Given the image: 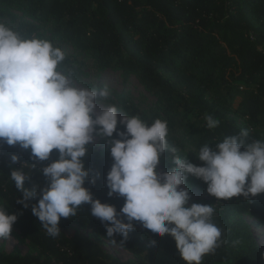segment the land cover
Masks as SVG:
<instances>
[{
	"label": "trees",
	"instance_id": "trees-1",
	"mask_svg": "<svg viewBox=\"0 0 264 264\" xmlns=\"http://www.w3.org/2000/svg\"><path fill=\"white\" fill-rule=\"evenodd\" d=\"M0 22L23 38L48 39L60 47L66 53L63 67L73 78L88 65L97 72H120L123 80L133 75L153 96L150 106H139L128 91L106 100L123 115L149 124L167 121V142L176 149L162 157L160 165L167 172L174 167L173 155H186L203 166L195 155L203 145L215 150L217 142L241 130L248 131L246 143L264 140V0H0ZM209 114L219 121L211 130L204 119ZM117 128L125 130L119 123ZM110 139L120 137L114 132ZM100 141L104 147L90 145L84 160L89 179L95 181L86 180L84 187L93 199L119 212L124 199L107 195L105 178L113 159L106 141ZM0 148L6 153L0 155V205L17 216L12 226L34 250L22 254L0 249V264H184L170 236L158 237L136 221L123 246V238L114 236L133 258L124 261L108 253L99 244L109 241L106 227L90 215L89 204H82L77 216L61 218V234L49 236L31 211L39 195L26 202L28 207L17 203L22 192L8 175L21 167L13 155L34 164L31 171L22 166L29 173L24 188L39 193L47 185L41 170L57 159V150L49 160L38 161L19 145L0 140ZM186 183L207 193V185L194 176ZM188 203L212 204L213 222L222 231L224 242L202 264H264V249L245 219L247 215L264 226V193L227 201L210 195Z\"/></svg>",
	"mask_w": 264,
	"mask_h": 264
},
{
	"label": "clouds",
	"instance_id": "clouds-1",
	"mask_svg": "<svg viewBox=\"0 0 264 264\" xmlns=\"http://www.w3.org/2000/svg\"><path fill=\"white\" fill-rule=\"evenodd\" d=\"M65 59L66 53L50 40L23 38L0 22V140L30 149L31 158L38 161L49 160L53 150L58 153L41 170L47 185L39 193L24 188L29 176L22 171L25 164L10 172L22 192L17 203L28 207L26 202L39 195L31 211L53 238L61 234V218L77 216L80 206L89 204L90 215L105 225L112 244L117 245L114 236L119 234L123 246L136 221L158 237L170 236L184 264H202L224 241L213 222V205H189L187 177L204 182L207 193L218 201L264 193V140L246 143L248 131L241 130L217 142L215 150L203 145L195 154L203 166L189 162L186 155H173L174 167L159 172L162 157L176 152L167 142V121L149 124L139 116L122 115L115 105L99 109L100 100L110 95L109 87L76 86L72 71L63 67ZM204 119L210 130L219 124L210 114ZM118 123L124 131L118 130ZM114 132L120 139H110ZM97 138L106 141L113 159L105 183L109 197L124 199L119 212L93 199L84 187L86 180L95 182L89 179L84 160ZM26 165L30 171L34 167ZM16 220L0 205V240L10 238Z\"/></svg>",
	"mask_w": 264,
	"mask_h": 264
},
{
	"label": "rangeland",
	"instance_id": "rangeland-1",
	"mask_svg": "<svg viewBox=\"0 0 264 264\" xmlns=\"http://www.w3.org/2000/svg\"><path fill=\"white\" fill-rule=\"evenodd\" d=\"M67 53H72V48L68 45L62 46ZM73 54V53H72ZM79 60L85 59L84 56H77ZM78 78H73L76 86L78 87H93L103 88L101 85H107L109 87L110 95L108 97H114L115 93L127 92L130 94L131 99L137 103L141 107H148L153 102L154 98L151 94H149L134 78L133 75H130L126 80H123L120 72L105 70L102 72H97L95 69L88 65L87 67L81 66ZM86 81L87 83H83ZM102 83V84H100ZM107 99V98H106ZM106 99H101L98 108L103 109L104 107L110 106L111 104L107 102ZM122 115L123 113L120 112ZM118 114V118H119ZM97 148H103L104 144L97 138V142L93 145ZM157 170L159 172H167L160 164L157 166ZM189 194L190 198L194 199H204L210 197L209 194L205 193L201 189L189 185ZM245 219L250 224L255 237L257 238L259 244L264 249V226L259 225L256 220L249 216H245ZM90 230H87L86 233H89ZM101 247L106 250L108 253L118 257L120 260H130L133 258V255L130 254L125 249L119 247L118 245L112 244L110 241L106 239H101L99 241ZM0 249L5 252H20L22 254L34 251L30 247L28 240L23 238L19 231L12 226L10 238L8 240H0Z\"/></svg>",
	"mask_w": 264,
	"mask_h": 264
},
{
	"label": "built area",
	"instance_id": "built-area-1",
	"mask_svg": "<svg viewBox=\"0 0 264 264\" xmlns=\"http://www.w3.org/2000/svg\"><path fill=\"white\" fill-rule=\"evenodd\" d=\"M0 155H5L6 156L5 151L1 150V148H0ZM16 162H17L18 165H22V164L26 165L27 164L25 161H21V160H17ZM25 165H23V166H25Z\"/></svg>",
	"mask_w": 264,
	"mask_h": 264
}]
</instances>
